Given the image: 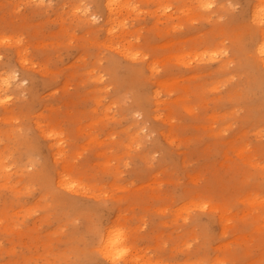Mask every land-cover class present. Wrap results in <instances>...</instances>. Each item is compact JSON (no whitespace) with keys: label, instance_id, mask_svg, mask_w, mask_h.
Returning <instances> with one entry per match:
<instances>
[{"label":"rangeland","instance_id":"1","mask_svg":"<svg viewBox=\"0 0 264 264\" xmlns=\"http://www.w3.org/2000/svg\"><path fill=\"white\" fill-rule=\"evenodd\" d=\"M123 1L0 0V264H264V0Z\"/></svg>","mask_w":264,"mask_h":264},{"label":"bare ground","instance_id":"2","mask_svg":"<svg viewBox=\"0 0 264 264\" xmlns=\"http://www.w3.org/2000/svg\"><path fill=\"white\" fill-rule=\"evenodd\" d=\"M107 2H105V4L107 5V8L109 10V14L110 15H113L115 12L114 10L116 9L117 5L118 7H120V9L124 8L125 10V7H127V3L128 1H123L121 0V2L119 4H115L116 2L120 1V0H106ZM205 1V0H204ZM202 3V2H201ZM263 3V2H262ZM196 4V3H195ZM261 4V3H260ZM259 5V7L261 8V6ZM202 5V4H201ZM206 6H210L211 5V2H207L205 3ZM203 5V6H205ZM213 5V4H212ZM117 7V8H118ZM252 8H255L254 11L252 12V19L254 21H258V20H261L260 16H259V10L260 8L257 7H252ZM264 8V4L262 6L261 9ZM122 12V11H121ZM261 12V10H260ZM85 15V14H84ZM207 16V15H206ZM262 17V16H261ZM263 19V18H262ZM260 22V21H259ZM110 27V26H109ZM222 28V26H221ZM111 30V28L109 29V31ZM262 30V28H261ZM224 32V31H223ZM260 35H261V38H262V41H260L261 43L258 44L256 46V57L258 58V61L261 62V64L264 66V31H260ZM6 82V81H5ZM50 127V126H49ZM51 129V128H50ZM47 132V135L51 138V137H54V138H58V131L56 130H53L51 129ZM69 182V181H68ZM60 184L62 185H68L67 184V181L65 179H61L60 180ZM71 188V187H70ZM245 197V196H244ZM250 198V197H249ZM249 198L247 200H249ZM254 199V198H253ZM252 200V199H251ZM251 200H249L248 202H251ZM255 200V199H254ZM253 201V200H252ZM247 202V203H248ZM251 204V203H250ZM254 205V203H253ZM224 207V206H223ZM217 208V207H215ZM227 209V208H226ZM225 210V208H224ZM221 212V211H220ZM223 213V212H221ZM223 217L225 216L226 217V214L223 215L221 214ZM258 215V214H257ZM227 216H228V213H227ZM229 218V216H228ZM254 218V217H253ZM263 218V217H262ZM226 220V219H225ZM226 222V221H224ZM229 222V221H228ZM229 224V223H228ZM223 225V223H222ZM225 225V224H224ZM223 225V226H224ZM256 227V226H255ZM117 229L119 228H115L114 226H112L110 229H108L103 238H102V241L100 243V246L98 247V250L100 251V254L105 258V260H107L110 264H119V261L121 260V258L124 256V255H128L131 251V248L129 245L126 244V238H127V235L125 232H120L118 231ZM121 253V255L119 254ZM126 257V256H125ZM133 257V256H132ZM223 257V256H222ZM131 258V257H130ZM134 258H136L135 256L131 259L135 260ZM221 258V254H220V257ZM224 258V257H223ZM222 258V259H223ZM130 259L128 258V261ZM221 260V259H220ZM226 260V259H225ZM132 261V260H131ZM136 261V260H135ZM224 261V259H223ZM225 262V261H224Z\"/></svg>","mask_w":264,"mask_h":264}]
</instances>
